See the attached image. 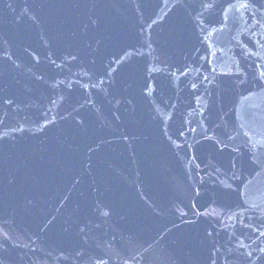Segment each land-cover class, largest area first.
Returning <instances> with one entry per match:
<instances>
[{
	"label": "water",
	"instance_id": "95a60500",
	"mask_svg": "<svg viewBox=\"0 0 264 264\" xmlns=\"http://www.w3.org/2000/svg\"><path fill=\"white\" fill-rule=\"evenodd\" d=\"M0 264H264V0H0Z\"/></svg>",
	"mask_w": 264,
	"mask_h": 264
},
{
	"label": "snow or ice",
	"instance_id": "6c2138e0",
	"mask_svg": "<svg viewBox=\"0 0 264 264\" xmlns=\"http://www.w3.org/2000/svg\"><path fill=\"white\" fill-rule=\"evenodd\" d=\"M105 215H107V213H105ZM249 255H251V253H249Z\"/></svg>",
	"mask_w": 264,
	"mask_h": 264
}]
</instances>
